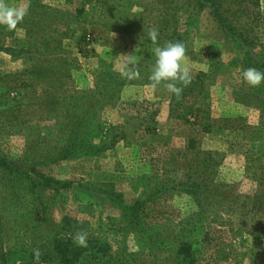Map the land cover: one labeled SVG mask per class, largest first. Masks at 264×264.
<instances>
[{
	"label": "rangeland",
	"instance_id": "rangeland-1",
	"mask_svg": "<svg viewBox=\"0 0 264 264\" xmlns=\"http://www.w3.org/2000/svg\"><path fill=\"white\" fill-rule=\"evenodd\" d=\"M5 3L29 11L0 25V264L78 233L60 264H264V83L240 80L264 72V0ZM170 41L192 76L179 97L148 79Z\"/></svg>",
	"mask_w": 264,
	"mask_h": 264
},
{
	"label": "clouds",
	"instance_id": "clouds-1",
	"mask_svg": "<svg viewBox=\"0 0 264 264\" xmlns=\"http://www.w3.org/2000/svg\"><path fill=\"white\" fill-rule=\"evenodd\" d=\"M28 11V7H12L6 4L5 0H0V25L5 26L8 31H12L24 20ZM147 35L149 40L156 43L159 31L156 28H152ZM154 55L155 61L148 78L151 88L155 90L163 84L170 93L179 97L183 88L187 87L192 81L190 69L184 64L186 56L185 45L182 42L170 41L163 46L156 47ZM118 71L121 77L127 79L137 78L140 74L135 58L132 57L123 60L119 65ZM240 80L249 87L257 88L264 83V72L249 67L241 71ZM74 241L78 246H87L86 234L78 233ZM35 255L38 257L39 252L37 251Z\"/></svg>",
	"mask_w": 264,
	"mask_h": 264
},
{
	"label": "trees",
	"instance_id": "trees-1",
	"mask_svg": "<svg viewBox=\"0 0 264 264\" xmlns=\"http://www.w3.org/2000/svg\"><path fill=\"white\" fill-rule=\"evenodd\" d=\"M255 58L258 60H261L264 58V52L263 53H255ZM70 143L68 142L66 149H69ZM71 146V145H70ZM190 148H193L192 142L189 144ZM69 150L66 151L64 155H62L63 158H65L69 154ZM144 201H135L132 205H124L122 206V209L129 210L132 212V215H134L135 218L138 219V217L143 218L144 213ZM51 244V240L44 244V245H38L39 249V256L37 257L34 253L32 255L31 261L27 264H51V263H57L60 264V262H66L71 260V256L73 254L76 255L78 252L77 250L81 251L84 249L81 246H78L77 244H74L73 242L67 240V241H58L57 243H54L52 247L49 245ZM62 245H65V248H62ZM46 247L45 251H42L43 248ZM70 247L72 249H70ZM38 259V260H37Z\"/></svg>",
	"mask_w": 264,
	"mask_h": 264
},
{
	"label": "crops",
	"instance_id": "crops-1",
	"mask_svg": "<svg viewBox=\"0 0 264 264\" xmlns=\"http://www.w3.org/2000/svg\"><path fill=\"white\" fill-rule=\"evenodd\" d=\"M88 8H89V11H93V10H95L97 7H96V5L94 4V3H92L91 5H89L88 6ZM87 11V10H86ZM132 58H137L136 56H134V55H132L131 56ZM152 101H154V100H152ZM154 102H156V104H154ZM154 102H152V104H154V111H156L157 109H160V108H163L166 104H168L169 103V100L167 99V100H165V99H162V100H157V101H154ZM157 104H160V107H159V105H157ZM157 112V111H156Z\"/></svg>",
	"mask_w": 264,
	"mask_h": 264
}]
</instances>
